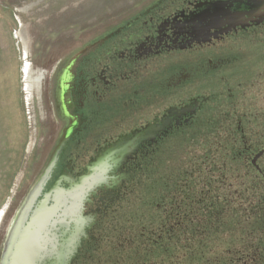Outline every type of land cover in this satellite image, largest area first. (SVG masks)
<instances>
[{
    "label": "flooded vegetation",
    "instance_id": "af4514ba",
    "mask_svg": "<svg viewBox=\"0 0 264 264\" xmlns=\"http://www.w3.org/2000/svg\"><path fill=\"white\" fill-rule=\"evenodd\" d=\"M227 1L149 0L111 25L68 34L65 56L35 82L45 80L56 135L38 177L46 181L20 230L34 236L26 253L36 264H141L167 254L181 224L173 226L165 208L153 222L135 223L133 189L151 167H167L171 144L198 148L222 131L248 144V114L259 113L242 99L254 84L243 82L258 78L253 67L264 62L263 1L232 0L242 9L226 19ZM263 149L250 156L255 167ZM31 192L9 218L0 264L20 252L10 239ZM42 206L43 222L29 225Z\"/></svg>",
    "mask_w": 264,
    "mask_h": 264
},
{
    "label": "rangeland",
    "instance_id": "374dc122",
    "mask_svg": "<svg viewBox=\"0 0 264 264\" xmlns=\"http://www.w3.org/2000/svg\"><path fill=\"white\" fill-rule=\"evenodd\" d=\"M147 1L0 0V245L9 218L37 183L54 147L56 135L50 126L53 114H47L45 80L39 84L35 82L50 70L55 60L65 56L66 52L60 49L67 46L69 33L84 30L95 22L99 27L111 25L119 12L124 10V15H127L132 6ZM254 46L257 45L251 47ZM253 69L260 75L257 73L258 78L251 81L249 77L248 82H243L254 86H245L242 99L250 111L259 113L248 114L247 117L250 125L246 133L256 141L264 137V62ZM224 119L222 114L218 121ZM227 135L228 132L223 131L219 134L224 138ZM204 137L211 139L212 135ZM201 140L206 144L183 154L188 153L194 158L195 155H203L207 148L216 149L215 143L208 147L209 140L201 138L198 141L202 143ZM169 148L173 151L174 162L177 157L179 160L185 157L180 155L183 151H178L174 144ZM146 176V180L137 185V190L133 189L139 198L133 195L129 217L132 219L137 214L135 223L149 224L153 216L149 211L141 212L142 204L149 200ZM172 253L169 256L172 257ZM153 260L160 262L157 257L151 258Z\"/></svg>",
    "mask_w": 264,
    "mask_h": 264
},
{
    "label": "trees",
    "instance_id": "16d2710c",
    "mask_svg": "<svg viewBox=\"0 0 264 264\" xmlns=\"http://www.w3.org/2000/svg\"><path fill=\"white\" fill-rule=\"evenodd\" d=\"M228 138L217 135L207 144L216 149L194 158L183 154L197 148L190 141L182 160L172 159L162 172L148 169L149 202L141 212L159 216L165 208L173 226H181L172 230L169 252L157 255L159 263L141 264H264V157L257 167L250 161L264 148V137L247 135V145Z\"/></svg>",
    "mask_w": 264,
    "mask_h": 264
},
{
    "label": "water",
    "instance_id": "95a60500",
    "mask_svg": "<svg viewBox=\"0 0 264 264\" xmlns=\"http://www.w3.org/2000/svg\"><path fill=\"white\" fill-rule=\"evenodd\" d=\"M260 1H263V3L261 4L264 5V0H260ZM263 5H260V7H263V11H264ZM224 7L225 9L221 11V14L226 19L240 15L239 9H242V6L236 5L232 0L227 1ZM228 23H230V25L231 24L235 25V22L231 20H228ZM263 154L264 152H261L258 156H256L254 162H256ZM50 169H51V166L47 168L46 174L51 171ZM45 181H46V178L45 179L43 178L41 180H38L37 183L34 185V187L31 190L32 194L30 195V201L28 202V204L25 205L24 209L22 210L20 216L18 217L15 223V229H14L13 234L11 235L10 241H12V244L14 245L18 244V248L20 249V252L16 254H10V253L5 254V256L2 259L1 264H36L35 260L32 257H29V255H27L26 253V248L27 250L31 249L30 247L32 243H30L29 241L34 239V236L27 234V232L21 233L20 230L22 229L23 225L26 223L28 212L31 210L33 203L38 197ZM43 217H44V211H43V206H42L36 209V211L34 212L31 218L29 225L43 222Z\"/></svg>",
    "mask_w": 264,
    "mask_h": 264
}]
</instances>
